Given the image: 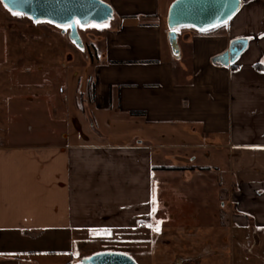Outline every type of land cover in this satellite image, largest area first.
Masks as SVG:
<instances>
[{"label": "crops", "instance_id": "obj_1", "mask_svg": "<svg viewBox=\"0 0 264 264\" xmlns=\"http://www.w3.org/2000/svg\"><path fill=\"white\" fill-rule=\"evenodd\" d=\"M173 1H104L113 18L94 67V107L136 126L134 142L108 143L91 121L94 141L79 131L69 142L65 135L54 143L0 145V264L49 253L61 254V264L77 263L83 233L140 229L153 215L162 220L175 213L176 186L192 180L210 189L215 183L235 213L228 219L220 212L218 228L155 226V237L181 248L227 246L221 231L248 227L240 223L245 214L252 230L264 232V0H240L211 31L178 29V58L167 39ZM236 39L247 41L236 61L213 64ZM215 255L202 263L226 257ZM180 256L172 263L183 264Z\"/></svg>", "mask_w": 264, "mask_h": 264}, {"label": "rangeland", "instance_id": "obj_2", "mask_svg": "<svg viewBox=\"0 0 264 264\" xmlns=\"http://www.w3.org/2000/svg\"><path fill=\"white\" fill-rule=\"evenodd\" d=\"M12 12L0 2V145L54 143L63 141L65 135L69 142L79 131L91 134L88 136L94 141L88 117L94 130L103 133L108 143L134 142L140 135L136 126L123 124L121 119L113 121L110 114L94 107V67L103 51L102 35L111 22L77 26L84 45L79 50L68 40V29L50 23L36 24ZM100 115L103 119H98ZM185 184H176L174 214L158 221L153 215L154 221L140 229L85 232L76 241V251L83 257L120 252L130 255L137 264H173L182 250L192 255L188 260L180 256L183 264H208L202 263V259H212L214 254L226 256L221 264H264V243L258 246L264 241V232L252 230V220L245 216L240 223L248 227L235 223L221 231V236L224 233L227 237V246L212 241L216 246L181 248L174 246L167 236L155 237V226L218 228L220 212L226 213L228 219L235 213L236 207L230 205V200L217 197L213 191L215 183L211 189L210 185L193 180ZM63 260L61 254L49 253L22 264H61Z\"/></svg>", "mask_w": 264, "mask_h": 264}, {"label": "water", "instance_id": "obj_3", "mask_svg": "<svg viewBox=\"0 0 264 264\" xmlns=\"http://www.w3.org/2000/svg\"><path fill=\"white\" fill-rule=\"evenodd\" d=\"M10 11L27 16L32 22L48 21L68 27V40L84 49L77 26L100 25L113 18L112 8L102 0H1ZM240 0H174L167 13V39L172 56L179 57L176 30L191 27L199 32L211 31L225 24L239 9ZM245 39L233 40L228 49L212 58V63L227 67L246 48ZM74 264H137L128 254L98 252Z\"/></svg>", "mask_w": 264, "mask_h": 264}, {"label": "flooded vegetation", "instance_id": "obj_4", "mask_svg": "<svg viewBox=\"0 0 264 264\" xmlns=\"http://www.w3.org/2000/svg\"><path fill=\"white\" fill-rule=\"evenodd\" d=\"M102 1H105V0H102ZM0 2L2 3V1L0 0ZM3 4V3H2ZM4 5V4H3ZM18 13V12H17ZM20 14V13H19ZM22 16H24V17H27V16H25V15H23V14H21ZM28 18V17H27ZM40 23H50V22H48V21H42V22H40ZM37 24V23H36ZM50 24H52V23H50ZM52 25H55V24H52ZM55 26H57V25H55ZM88 26V25H87ZM60 27H63L64 29H68V27L67 26H60ZM69 31V30H68Z\"/></svg>", "mask_w": 264, "mask_h": 264}, {"label": "trees", "instance_id": "obj_5", "mask_svg": "<svg viewBox=\"0 0 264 264\" xmlns=\"http://www.w3.org/2000/svg\"><path fill=\"white\" fill-rule=\"evenodd\" d=\"M189 28H191V27H189ZM191 29H193V30H195L194 28H191ZM178 30V29H177ZM176 30V31H177ZM196 32H199V31H197V30H195ZM199 33H202V32H199ZM88 119L90 120V125H91V121H92V119L90 118V117H88ZM246 218H249V219H251L250 217H249V215H247V214H245L244 215Z\"/></svg>", "mask_w": 264, "mask_h": 264}, {"label": "snow or ice", "instance_id": "obj_6", "mask_svg": "<svg viewBox=\"0 0 264 264\" xmlns=\"http://www.w3.org/2000/svg\"><path fill=\"white\" fill-rule=\"evenodd\" d=\"M12 15H19V13L17 12H12ZM106 26V25H105ZM261 63H264V61H261ZM153 211H155V209H153ZM158 230V229H157Z\"/></svg>", "mask_w": 264, "mask_h": 264}, {"label": "built area", "instance_id": "obj_7", "mask_svg": "<svg viewBox=\"0 0 264 264\" xmlns=\"http://www.w3.org/2000/svg\"><path fill=\"white\" fill-rule=\"evenodd\" d=\"M62 91H63L62 88H60V89H59V92H62Z\"/></svg>", "mask_w": 264, "mask_h": 264}, {"label": "bare ground", "instance_id": "obj_8", "mask_svg": "<svg viewBox=\"0 0 264 264\" xmlns=\"http://www.w3.org/2000/svg\"><path fill=\"white\" fill-rule=\"evenodd\" d=\"M63 90V89H62Z\"/></svg>", "mask_w": 264, "mask_h": 264}]
</instances>
